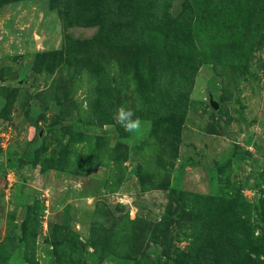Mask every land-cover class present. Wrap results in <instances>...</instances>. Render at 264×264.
<instances>
[{
    "label": "rangeland",
    "instance_id": "1",
    "mask_svg": "<svg viewBox=\"0 0 264 264\" xmlns=\"http://www.w3.org/2000/svg\"><path fill=\"white\" fill-rule=\"evenodd\" d=\"M0 264H264V0H0Z\"/></svg>",
    "mask_w": 264,
    "mask_h": 264
},
{
    "label": "clouds",
    "instance_id": "2",
    "mask_svg": "<svg viewBox=\"0 0 264 264\" xmlns=\"http://www.w3.org/2000/svg\"><path fill=\"white\" fill-rule=\"evenodd\" d=\"M133 113L130 110H125L121 108L118 113L116 114V121L120 124V126L124 129L125 132H133L134 130L138 129L140 126L139 119H132Z\"/></svg>",
    "mask_w": 264,
    "mask_h": 264
}]
</instances>
